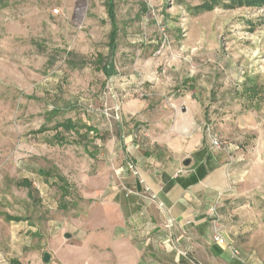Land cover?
<instances>
[{"label":"rangeland","instance_id":"374dc122","mask_svg":"<svg viewBox=\"0 0 264 264\" xmlns=\"http://www.w3.org/2000/svg\"><path fill=\"white\" fill-rule=\"evenodd\" d=\"M203 1L115 0L111 54L105 0H0V264H11L29 225L46 243L84 195L102 200L123 178L130 138L156 148L164 136L220 164V222L264 258V6L189 11ZM98 54L116 73L98 69ZM67 117L95 129L86 149L48 143ZM58 176L72 186L68 208Z\"/></svg>","mask_w":264,"mask_h":264},{"label":"crops","instance_id":"0c3cea01","mask_svg":"<svg viewBox=\"0 0 264 264\" xmlns=\"http://www.w3.org/2000/svg\"><path fill=\"white\" fill-rule=\"evenodd\" d=\"M130 139L132 145L126 148L120 168L123 178L107 184L112 190H102V200L84 195L82 209L68 212L58 230L50 229L44 238L47 244L42 241L44 233L29 225L25 235H19L22 242L11 251V260L20 264H264L263 255L256 253L258 247L238 242L220 221L227 244L214 240V225L206 212L220 199V164L178 138H156L160 146L156 148ZM187 159L190 163L185 165ZM1 215L9 221L23 220ZM31 235L36 236L34 241ZM45 252L50 253L48 262L43 260Z\"/></svg>","mask_w":264,"mask_h":264},{"label":"trees","instance_id":"16d2710c","mask_svg":"<svg viewBox=\"0 0 264 264\" xmlns=\"http://www.w3.org/2000/svg\"><path fill=\"white\" fill-rule=\"evenodd\" d=\"M226 1L228 2L225 3V0H205L201 4L190 7L189 11L192 14H198L204 11L212 10L214 7L221 5V4L226 5L228 7L245 6V5L264 6V0H226ZM105 6H106L107 15L111 23V29L109 31V36H108V39H109L108 48L110 50V53L114 54L117 48V45H118V38H119V32H120L119 24L117 21L115 0H105ZM97 56H98V59L95 62V65L98 67L99 70H102L104 74L108 77L116 73L115 64L112 59L108 58L106 60L102 58L101 54H98ZM68 63L72 67H77L79 65L78 60H76L75 58H71ZM81 63H82L81 65H85L87 61L85 60V61H82ZM256 88H257L256 84L253 83L252 86L246 88V91L254 94L256 92ZM48 130L49 128L46 125H42L38 130L34 131V133H44ZM53 130L55 131L54 134L47 138L48 143L64 144V143L75 142V143L82 144L85 149L87 148V145L84 142V139H88L90 132L95 131V129L92 126L83 122L82 119L77 120L72 117H67V118H63L61 120L56 121L54 124ZM70 133H73L74 135L73 139H71L68 136ZM47 175L48 174H46L45 177L48 179ZM57 181L58 182L55 184L57 185L58 191L60 192V195L64 201L61 204V206L63 208H68L69 204L67 205V201L65 199H67V197L72 195V191H71L72 186L68 184L66 179L62 176H58ZM21 185L29 187L31 183L29 180H23ZM7 217L14 219L12 218L13 216L8 215ZM16 219H21V218H16ZM10 263L20 264L17 260H11V259H10Z\"/></svg>","mask_w":264,"mask_h":264},{"label":"built area","instance_id":"2783aa9c","mask_svg":"<svg viewBox=\"0 0 264 264\" xmlns=\"http://www.w3.org/2000/svg\"><path fill=\"white\" fill-rule=\"evenodd\" d=\"M211 145L215 150H219L222 148V141L219 140L218 138H212L211 139ZM39 187V186H37ZM131 192V190H129ZM128 192V193H129ZM207 215L212 219L214 229H213V237L216 242L222 243V244H227V240L225 236L223 235V232L219 226V221H220V215L218 214V207L216 204H213L207 209ZM234 256H238L239 252L235 250L233 252Z\"/></svg>","mask_w":264,"mask_h":264},{"label":"water","instance_id":"95a60500","mask_svg":"<svg viewBox=\"0 0 264 264\" xmlns=\"http://www.w3.org/2000/svg\"><path fill=\"white\" fill-rule=\"evenodd\" d=\"M189 163H190L189 159L184 161L185 165H188ZM69 236H70V234H66V237H69ZM43 260H44V262H48L50 260V253L49 252L44 253Z\"/></svg>","mask_w":264,"mask_h":264}]
</instances>
